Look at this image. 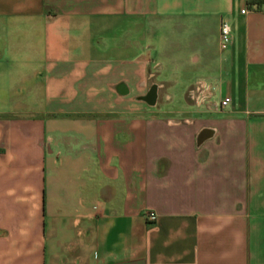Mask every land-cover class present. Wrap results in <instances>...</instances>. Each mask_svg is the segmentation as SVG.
Here are the masks:
<instances>
[{"label": "crops", "instance_id": "obj_1", "mask_svg": "<svg viewBox=\"0 0 264 264\" xmlns=\"http://www.w3.org/2000/svg\"><path fill=\"white\" fill-rule=\"evenodd\" d=\"M263 5L0 0V264H264Z\"/></svg>", "mask_w": 264, "mask_h": 264}, {"label": "built area", "instance_id": "obj_2", "mask_svg": "<svg viewBox=\"0 0 264 264\" xmlns=\"http://www.w3.org/2000/svg\"><path fill=\"white\" fill-rule=\"evenodd\" d=\"M263 10H264V5H263ZM244 10L241 11L243 13ZM230 42V35H229V28L225 23H221L219 26V46L221 49H225L227 45ZM229 99L228 98H223L220 100L218 103V108L221 109L228 105ZM148 218H153L152 214H148Z\"/></svg>", "mask_w": 264, "mask_h": 264}]
</instances>
